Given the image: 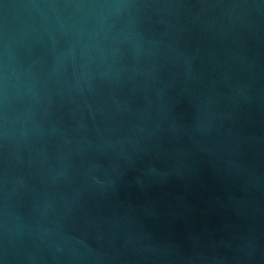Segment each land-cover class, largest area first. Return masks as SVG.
<instances>
[{"label": "water", "instance_id": "95a60500", "mask_svg": "<svg viewBox=\"0 0 264 264\" xmlns=\"http://www.w3.org/2000/svg\"><path fill=\"white\" fill-rule=\"evenodd\" d=\"M0 264H264V0H0Z\"/></svg>", "mask_w": 264, "mask_h": 264}]
</instances>
